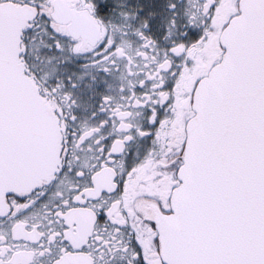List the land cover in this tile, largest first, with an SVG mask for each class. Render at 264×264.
Segmentation results:
<instances>
[{
	"label": "snow or ice",
	"instance_id": "obj_1",
	"mask_svg": "<svg viewBox=\"0 0 264 264\" xmlns=\"http://www.w3.org/2000/svg\"><path fill=\"white\" fill-rule=\"evenodd\" d=\"M0 264H264V0H0Z\"/></svg>",
	"mask_w": 264,
	"mask_h": 264
}]
</instances>
